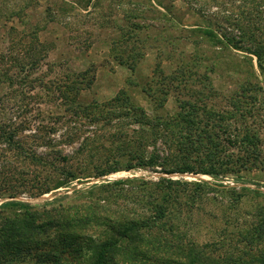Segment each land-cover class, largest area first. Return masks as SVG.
Returning <instances> with one entry per match:
<instances>
[{
    "label": "rangeland",
    "instance_id": "374dc122",
    "mask_svg": "<svg viewBox=\"0 0 264 264\" xmlns=\"http://www.w3.org/2000/svg\"><path fill=\"white\" fill-rule=\"evenodd\" d=\"M254 1L0 0V203L13 195L61 206L118 204L138 220L156 218L164 206L156 225L172 231L156 236L205 243L217 256L264 249V233L251 244L244 236L264 211L261 164L240 172L226 164L214 177L162 172L197 169L204 154L180 149L166 121L188 131L178 118L193 119V132H216L214 142L226 149L222 161L253 159L238 142L242 133L224 134V126L247 127L264 146V89H247L264 83L256 57L195 30L234 40L244 33V45L248 34L260 40L264 0L259 7ZM162 86L169 93L159 106ZM210 109L224 118L213 119ZM159 177L218 187L169 185ZM118 179L131 181L112 184ZM126 257L117 255L116 264H153Z\"/></svg>",
    "mask_w": 264,
    "mask_h": 264
},
{
    "label": "trees",
    "instance_id": "16d2710c",
    "mask_svg": "<svg viewBox=\"0 0 264 264\" xmlns=\"http://www.w3.org/2000/svg\"><path fill=\"white\" fill-rule=\"evenodd\" d=\"M253 3L255 5L257 2L254 1ZM257 4L258 7L262 6L263 1L260 0ZM195 28L198 32H202L218 41L221 45L255 56L258 70L264 82V36L257 40L256 38L251 39L252 34H248L249 44L244 45V40L247 37L244 33H241V36L234 40L208 27ZM255 30L257 31L256 28ZM119 62L124 63L122 60H119ZM128 67L133 68L131 65ZM180 70H183V68H180ZM250 87L247 89H252L255 94L257 92L262 93L264 83L263 85L254 83ZM157 91L162 93L161 100L159 99L157 103L160 106L167 97L169 89L162 86ZM149 94L151 93H148V96H150ZM253 97L251 96L252 99ZM254 98L256 99V97ZM125 99H120V102ZM153 99L155 100V95H153ZM210 110L206 112L213 119L217 117L218 120H222L224 118L221 114H216L213 109ZM248 112L250 113V111ZM239 116L242 118L245 115L240 113ZM178 121H186L190 124V128H187V131L181 124L176 123L175 129H171L170 126L174 122H164V126L169 127L172 139L185 152L195 151L196 153L204 152V154L197 169H193L190 165H184L181 168L165 169L162 172L168 175L174 172H192L214 177L226 164H236L239 172L255 167L256 164H261L264 167V160L260 159L261 149L264 146L262 147L261 140H258L256 132H251L247 127L238 130L234 127L224 126L222 132L224 134L230 132L233 136L237 132H241L243 137L238 142L240 144L246 142V145L242 148L253 158L252 161L238 157L222 161L221 152L225 149V146L214 142L213 137L218 136L216 132H208V130L193 132L195 120L183 118L180 120L178 118ZM214 127L221 129V126L214 125ZM237 134L239 135V133ZM202 135L207 138H203ZM254 138L255 143H253ZM222 155L224 158L227 156L224 153ZM183 156L185 155L182 154ZM106 173H100L99 175H105ZM128 181H131V179H118L114 180L112 184L123 186ZM158 182L169 185L192 184L200 190L206 186L208 189L218 187L217 185H214L215 188L214 186L211 187L204 180L190 182L182 178L159 177ZM122 189L125 188L122 187ZM55 200L32 203L15 199V196L12 195L8 200L0 203V264H90V253L91 264H116L115 257L117 255H121L124 259H127L126 256L134 255L132 258L134 262L145 259L153 264H264V249L251 254L246 248L242 254L229 251L217 256L213 254L216 249L205 243L197 244L190 241L182 243L180 240L174 243L168 241L166 236L161 233L156 236L155 233L158 229L172 231V228H166L167 224L156 225V221L164 217L166 210L164 206H157L158 214L156 218L145 217L138 220L137 218H126L123 207L118 204L109 206L107 203L95 202L90 205L86 201L61 206L55 203ZM11 208L16 209L11 210ZM261 211L257 213V217H262L261 221L245 231V238H250L246 239L248 244H251L252 237L264 233V211ZM132 244L133 246L130 249L128 246ZM143 252L147 257L142 256ZM86 257L89 260H86Z\"/></svg>",
    "mask_w": 264,
    "mask_h": 264
},
{
    "label": "bare ground",
    "instance_id": "6f19581e",
    "mask_svg": "<svg viewBox=\"0 0 264 264\" xmlns=\"http://www.w3.org/2000/svg\"><path fill=\"white\" fill-rule=\"evenodd\" d=\"M46 195H43V196H41V197H45ZM41 197H39V198H41ZM39 198H37V199H39Z\"/></svg>",
    "mask_w": 264,
    "mask_h": 264
}]
</instances>
